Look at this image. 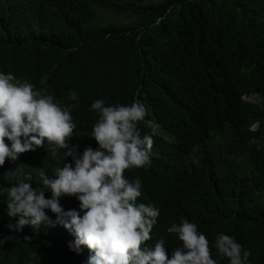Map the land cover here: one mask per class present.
I'll use <instances>...</instances> for the list:
<instances>
[{
  "label": "trees",
  "instance_id": "1",
  "mask_svg": "<svg viewBox=\"0 0 264 264\" xmlns=\"http://www.w3.org/2000/svg\"><path fill=\"white\" fill-rule=\"evenodd\" d=\"M0 60L36 92L73 105L76 127L66 143L77 154L97 147L91 103L127 104L144 70L146 118L159 126L156 135L163 127L173 134L164 130L148 171L137 169L146 197L163 207L162 224L192 219L208 242L232 230L250 250V264H264V0H0ZM69 90L77 101L68 100ZM251 93L256 100L246 98ZM64 151L46 141L16 161L6 158L1 181L36 174L40 185V171L53 177L71 163ZM66 198L59 202L68 210ZM25 238L3 240L1 264H15L22 251L26 264L57 263L50 244ZM164 239L175 245V232Z\"/></svg>",
  "mask_w": 264,
  "mask_h": 264
},
{
  "label": "clouds",
  "instance_id": "2",
  "mask_svg": "<svg viewBox=\"0 0 264 264\" xmlns=\"http://www.w3.org/2000/svg\"><path fill=\"white\" fill-rule=\"evenodd\" d=\"M141 65L145 68L144 54ZM143 72L127 104L105 106L99 99L91 103L89 110L97 119L90 137L97 147L77 154L76 146L66 143L76 127L70 115L73 105L62 107L51 95L36 92L31 83L4 71L0 60V166L6 158L16 161L19 154L46 141L65 149L63 158H71V163L55 169L53 177L40 171V185L36 174L13 184L2 183L0 177L7 214L0 216V245L11 237L50 244L56 264H250V250L240 245L236 232H219L208 242L198 231H203L200 223L192 219L162 224V205L144 194L141 172L148 171L144 168L154 158L152 143L166 139L167 129L156 135L159 126L146 118L148 108L140 93ZM40 82L36 80L37 88ZM67 98L77 101L75 90H69ZM137 127L149 133L141 136ZM64 196L63 201L71 203L68 210L59 202ZM168 230L181 245L170 258L176 244L164 239ZM65 231L72 237L52 236ZM51 243L59 247L54 250ZM3 248L7 261L8 247ZM23 252L15 264H26Z\"/></svg>",
  "mask_w": 264,
  "mask_h": 264
},
{
  "label": "water",
  "instance_id": "3",
  "mask_svg": "<svg viewBox=\"0 0 264 264\" xmlns=\"http://www.w3.org/2000/svg\"><path fill=\"white\" fill-rule=\"evenodd\" d=\"M247 99H250V100H253V99H256L255 96H253V94H250L249 96L246 97Z\"/></svg>",
  "mask_w": 264,
  "mask_h": 264
}]
</instances>
